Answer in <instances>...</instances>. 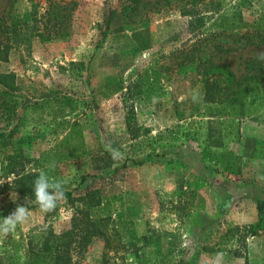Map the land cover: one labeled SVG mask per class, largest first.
Segmentation results:
<instances>
[{
	"label": "rangeland",
	"instance_id": "rangeland-1",
	"mask_svg": "<svg viewBox=\"0 0 264 264\" xmlns=\"http://www.w3.org/2000/svg\"><path fill=\"white\" fill-rule=\"evenodd\" d=\"M126 1L0 0L18 31L0 60V219L30 211L0 236V264H29V243L71 230L75 218L107 226L109 244L94 234L72 264H264V231L248 232L264 201V118L225 140L222 151L238 158L228 175L225 159L205 158L203 138L170 131L202 112L196 65L221 59L238 77L264 71V0H142L130 24ZM45 25L60 34L39 40L35 27ZM245 31L258 44L228 36ZM220 32L229 34L204 40ZM251 85L264 102V79ZM17 149L27 170L62 181L74 200L44 213L14 191L3 169ZM95 189L101 205L77 200Z\"/></svg>",
	"mask_w": 264,
	"mask_h": 264
},
{
	"label": "trees",
	"instance_id": "trees-1",
	"mask_svg": "<svg viewBox=\"0 0 264 264\" xmlns=\"http://www.w3.org/2000/svg\"><path fill=\"white\" fill-rule=\"evenodd\" d=\"M190 2L188 5L191 7L195 4L197 5V3L204 4V0H190ZM141 7L142 0H127L120 11L123 20L127 24L135 23L140 18L139 10ZM183 12L184 14H191L192 18L195 14L191 9ZM113 13H111L110 20L113 19ZM190 24L198 26L197 21H194V23L191 21ZM35 28L38 30L35 36L41 41L55 38L60 34V28L56 29L53 26L45 25L43 29H37V26ZM17 32L14 22L12 25H7L3 16H0V60L7 58L11 46L8 41H11L12 38L6 37V35L9 33L14 36ZM259 32L260 30H254L251 33L254 35L253 39L258 38ZM221 34L226 35L229 33H212L211 35H205L204 40L216 38V36L218 37ZM249 35L250 32L245 31L244 33H230L228 36L247 40L244 42L246 46L258 44L251 41ZM191 62L193 63V61ZM206 63L207 65H196V68H201V71L197 74L201 77L204 85L203 109L202 112H199V119L184 121V125L179 124L181 122L179 120L170 131L172 134H179L180 130H183L181 134L188 140L198 141L203 138L201 149L205 158H215L217 161L225 159V168L227 170L225 172L227 175L235 174L239 172L232 170L235 168L237 156L223 152L222 149L226 147V139L232 141L240 139L241 125L244 122H263L262 108L264 107V102L262 99L257 98L258 92H255L251 87V83L260 79L263 80L264 71L259 74L249 73L238 77L226 62H221V59L216 61L215 59H207ZM204 125L206 128L200 133ZM28 161L29 158L22 150H15L13 155L6 157V166L3 169V174L5 178H13L8 185L10 184L14 191L22 198L35 202L33 181L39 172L27 170L26 162ZM63 196H66L68 200H74L69 192L64 191ZM77 200L90 207L102 204V197H100L96 189L85 193ZM36 205L38 206L37 203ZM256 209L258 220L249 227L248 231L252 236L264 231V201L257 202ZM106 227L103 225V229ZM101 228L102 225L91 228L85 223L80 225L79 220L75 218L71 230L60 235L49 234L38 244L30 242L28 249L29 264H72L74 254H80L94 234H100L104 238V247L106 249L109 244V238L106 231ZM245 264L248 263L245 262Z\"/></svg>",
	"mask_w": 264,
	"mask_h": 264
},
{
	"label": "clouds",
	"instance_id": "clouds-1",
	"mask_svg": "<svg viewBox=\"0 0 264 264\" xmlns=\"http://www.w3.org/2000/svg\"><path fill=\"white\" fill-rule=\"evenodd\" d=\"M118 155V153L114 154V160L118 158ZM33 192L35 202L38 204L41 212L47 213L55 210L59 200L63 198V182L51 179L41 169L33 181ZM29 218L30 211L27 206H18L7 218L0 219V236H6L13 232L18 225L26 224Z\"/></svg>",
	"mask_w": 264,
	"mask_h": 264
},
{
	"label": "crops",
	"instance_id": "crops-1",
	"mask_svg": "<svg viewBox=\"0 0 264 264\" xmlns=\"http://www.w3.org/2000/svg\"><path fill=\"white\" fill-rule=\"evenodd\" d=\"M255 211V207L253 206V208L251 209V213L253 214ZM241 214L246 215V211L243 210V212H241Z\"/></svg>",
	"mask_w": 264,
	"mask_h": 264
}]
</instances>
